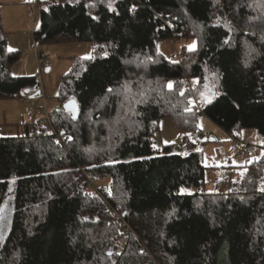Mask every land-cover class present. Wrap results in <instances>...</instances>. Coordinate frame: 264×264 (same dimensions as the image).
Listing matches in <instances>:
<instances>
[{
	"label": "trees",
	"instance_id": "1",
	"mask_svg": "<svg viewBox=\"0 0 264 264\" xmlns=\"http://www.w3.org/2000/svg\"><path fill=\"white\" fill-rule=\"evenodd\" d=\"M32 35L36 49L88 43L91 58L62 77L52 132L42 118L0 132V205L15 180L0 264H264V144L229 194H180L203 190L201 152L153 147L163 119L191 147L202 117L238 142L264 138V0H43ZM164 40L196 46L173 59ZM19 59L0 18V100L39 91L12 75Z\"/></svg>",
	"mask_w": 264,
	"mask_h": 264
},
{
	"label": "rangeland",
	"instance_id": "2",
	"mask_svg": "<svg viewBox=\"0 0 264 264\" xmlns=\"http://www.w3.org/2000/svg\"><path fill=\"white\" fill-rule=\"evenodd\" d=\"M26 3H28L29 8L26 5H19L20 7H18L7 6V4L2 9L4 14L0 11V18L7 34L8 51H18L20 54L19 62L12 67V75L35 77L41 95L30 99L32 94H24L23 97L0 100V132L10 136L19 133L18 125L33 119L42 118L46 123L48 112L56 105L55 96L62 77L71 68L75 58H86L91 54L88 43H48L36 49L32 34L39 26L41 1L27 0ZM193 44L194 48L191 50H194L196 46L194 40L177 42L164 40L157 43V48L167 57L177 59L182 46L190 50L189 46ZM36 52L41 55V66L38 64ZM198 135L196 134L194 138L197 140L195 146H188L183 136L168 119L158 122V130L154 135V155L160 153L164 146L170 145L172 154L186 155L194 148L203 156L204 164L208 168L203 190L183 189L182 192L181 189L180 194L191 195L198 191L212 193L218 183H225L236 177L234 168L261 157V146L264 144V138L257 135L253 130H245L241 134V138H237L240 139L238 142V140L229 138L212 122L202 117L200 135ZM242 143L253 144L256 146L255 151H249L242 146ZM14 191L15 180L12 178L8 181L7 191L0 205V247L9 232Z\"/></svg>",
	"mask_w": 264,
	"mask_h": 264
},
{
	"label": "built area",
	"instance_id": "3",
	"mask_svg": "<svg viewBox=\"0 0 264 264\" xmlns=\"http://www.w3.org/2000/svg\"><path fill=\"white\" fill-rule=\"evenodd\" d=\"M188 89L189 90H191V89H193V86L192 85H189L188 86ZM45 125H46V127H47V129L49 130V131H53L52 130V127H51V125H50V123H49V121H48V118L46 119V123H45ZM200 135V134H199ZM198 135V136H199ZM248 149L249 150H251V151H253L254 149H255V146L254 145H249L248 146ZM262 149L264 150V146L262 147ZM84 190L86 191V192H90V191H94L95 190V184H94V182L92 181V180H89L88 181V183L85 185V187H84ZM231 192V181L230 180H228V181H226L225 183H224V186H223V193H226V194H229Z\"/></svg>",
	"mask_w": 264,
	"mask_h": 264
},
{
	"label": "water",
	"instance_id": "4",
	"mask_svg": "<svg viewBox=\"0 0 264 264\" xmlns=\"http://www.w3.org/2000/svg\"><path fill=\"white\" fill-rule=\"evenodd\" d=\"M40 1L42 2L43 0H40ZM46 72H48V69H46ZM213 94L214 93H212V95ZM40 95H41V92L40 91H37L36 93L32 94L29 98L30 99H33L35 97H39ZM23 96H24V94H21V97H23ZM73 102L75 104V109H73V106H72L73 105ZM62 109L65 112L70 113L73 119H76L77 112H78V108H77L76 103H75L74 100H70V101L66 102L65 104H63Z\"/></svg>",
	"mask_w": 264,
	"mask_h": 264
},
{
	"label": "crops",
	"instance_id": "5",
	"mask_svg": "<svg viewBox=\"0 0 264 264\" xmlns=\"http://www.w3.org/2000/svg\"><path fill=\"white\" fill-rule=\"evenodd\" d=\"M27 2V0L26 1H23V0H0V11H1V13H3V7H5L7 4V6H10V5H13V6H18V7H20L19 5H26V6H28V8H29V5H28V3H26ZM4 14V13H3ZM19 62V61H18ZM17 64V63H16Z\"/></svg>",
	"mask_w": 264,
	"mask_h": 264
},
{
	"label": "snow or ice",
	"instance_id": "6",
	"mask_svg": "<svg viewBox=\"0 0 264 264\" xmlns=\"http://www.w3.org/2000/svg\"><path fill=\"white\" fill-rule=\"evenodd\" d=\"M109 10H112L111 8V5H109ZM225 43H227V41H225ZM190 47V50L194 48V44L189 46ZM105 55H107V53H105ZM86 58H91L90 56L89 57H86ZM171 87V84H169V88ZM109 91H112V89H109ZM73 109H75V104L73 102ZM182 192L184 191L183 189L181 190ZM261 191H264V188L261 189Z\"/></svg>",
	"mask_w": 264,
	"mask_h": 264
}]
</instances>
